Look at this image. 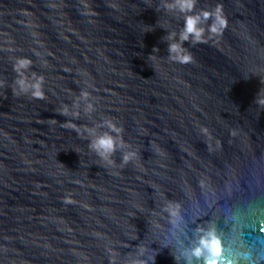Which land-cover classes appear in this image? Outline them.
Masks as SVG:
<instances>
[{
  "label": "water",
  "instance_id": "1",
  "mask_svg": "<svg viewBox=\"0 0 264 264\" xmlns=\"http://www.w3.org/2000/svg\"><path fill=\"white\" fill-rule=\"evenodd\" d=\"M165 2L0 0V264H188L209 231L219 264H264V0H197L228 23L187 64ZM17 58L44 99L16 94ZM105 120L111 164L85 132Z\"/></svg>",
  "mask_w": 264,
  "mask_h": 264
},
{
  "label": "clouds",
  "instance_id": "2",
  "mask_svg": "<svg viewBox=\"0 0 264 264\" xmlns=\"http://www.w3.org/2000/svg\"><path fill=\"white\" fill-rule=\"evenodd\" d=\"M197 0H170L165 2L163 7L166 11L178 12L183 16L182 29L177 32L167 33L162 39L167 42V53L170 60L181 64L193 62L192 55L188 52L185 44L195 46L200 43H207L213 37L219 36L227 27V19L223 14L222 5L217 4L213 10L196 11ZM211 21V23H208ZM207 25V28L204 27ZM207 32V35H206ZM169 41H171L169 43ZM153 52H159L158 48H153ZM32 61L28 58H17L13 64V71L16 72L19 78L15 81L18 91L16 94L30 93L33 98L44 99L42 90L44 78L32 73V79L29 80L25 76V72L31 67ZM15 91V90H14ZM85 104L84 112L91 113L95 108L89 102V93L82 91L80 97L74 101L73 108L78 109L80 102ZM254 102L264 105V99L254 98ZM59 115L73 117L79 115L78 112H69V108L65 106ZM100 127H106L109 131L100 133L97 128H86L85 132L89 135V148L94 151L102 160L112 163V155L119 149L125 148V143L120 136L121 128L117 127L111 120H105ZM112 133H115L113 135ZM135 152H125L123 155V163L127 164L134 159ZM65 203H72L71 197H65ZM170 210V206H169ZM221 248L215 238L213 232L209 231L206 236L202 237L200 244L191 250L188 264H192L191 257L200 259L203 257L204 264H219L218 257L220 256Z\"/></svg>",
  "mask_w": 264,
  "mask_h": 264
}]
</instances>
